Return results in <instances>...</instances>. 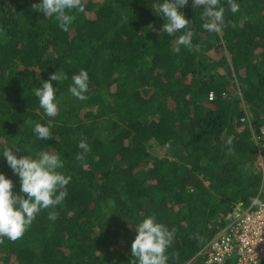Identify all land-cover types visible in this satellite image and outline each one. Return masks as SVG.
<instances>
[{
	"label": "trees",
	"instance_id": "obj_1",
	"mask_svg": "<svg viewBox=\"0 0 264 264\" xmlns=\"http://www.w3.org/2000/svg\"><path fill=\"white\" fill-rule=\"evenodd\" d=\"M40 2L0 0V173L21 194L8 146L18 158L58 153L71 179L55 221L44 209L19 240L2 238L0 264H130L135 226L153 214L174 232L167 264H202L201 248L263 180L264 0H235V14L220 0L219 33L203 29V6L188 0L178 10L192 49L179 53L183 30H162L163 0H82L67 32L32 9ZM80 69L84 101L68 91ZM56 70L68 79L51 81L49 117L34 89ZM49 120L52 138L38 139L35 123ZM82 138L91 150L81 161Z\"/></svg>",
	"mask_w": 264,
	"mask_h": 264
},
{
	"label": "clouds",
	"instance_id": "obj_2",
	"mask_svg": "<svg viewBox=\"0 0 264 264\" xmlns=\"http://www.w3.org/2000/svg\"><path fill=\"white\" fill-rule=\"evenodd\" d=\"M187 3L188 0H163L157 8L166 21L162 25L164 32L171 36L183 30V34L176 40L177 46L173 49L176 53L180 52V45L192 49L194 32L190 27V21L178 10ZM227 4L233 14L240 10V5L235 0H227ZM192 6L193 8L203 6L200 15L203 29L216 33L222 31L225 26V8L220 0H193ZM32 9L42 12L44 16L54 17L58 26L67 32L76 19L74 12H83L84 4L82 0H41L40 3H33ZM66 79H68L66 73L56 70L50 74L48 80L43 81L42 87L34 89L40 107L49 117L58 114L55 89L51 81L63 82ZM88 82L87 71L80 69L78 74L72 75V84L68 91L81 101L87 100L89 97L85 93L89 88ZM52 127V121L49 120L47 125L35 123L33 131L38 139L47 140L52 138L50 131ZM231 143L229 139L228 144ZM78 147L82 151L77 153L76 159L82 161L91 150L86 138L79 141ZM13 149L16 152L20 151L19 148L5 146L2 155L13 173L20 178L21 194H14L13 182L0 173V244L4 242L3 237L13 242L19 240L41 210L52 209L48 212V218L55 221L58 213L54 209L62 204L68 195L66 186L71 179L70 176L59 171L64 168V162L58 153L42 150L37 152L35 157L24 155L18 158ZM95 159L99 160V157ZM251 205L264 207V201L254 196L251 198ZM135 229L136 235L131 242L130 264H167L169 257L166 255V250L172 244L174 232L164 224L156 222L154 214L144 217ZM228 262L231 263L233 260Z\"/></svg>",
	"mask_w": 264,
	"mask_h": 264
},
{
	"label": "built area",
	"instance_id": "obj_3",
	"mask_svg": "<svg viewBox=\"0 0 264 264\" xmlns=\"http://www.w3.org/2000/svg\"><path fill=\"white\" fill-rule=\"evenodd\" d=\"M212 94L209 93L208 98ZM259 152L264 151V130ZM262 183L257 196L264 201V154L260 153ZM202 264H264V207L237 202L227 222L199 251Z\"/></svg>",
	"mask_w": 264,
	"mask_h": 264
}]
</instances>
